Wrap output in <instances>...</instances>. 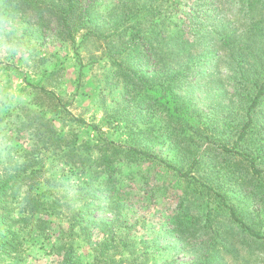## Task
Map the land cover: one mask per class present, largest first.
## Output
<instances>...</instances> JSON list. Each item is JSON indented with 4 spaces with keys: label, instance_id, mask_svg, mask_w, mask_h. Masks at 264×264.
<instances>
[{
    "label": "rangeland",
    "instance_id": "374dc122",
    "mask_svg": "<svg viewBox=\"0 0 264 264\" xmlns=\"http://www.w3.org/2000/svg\"><path fill=\"white\" fill-rule=\"evenodd\" d=\"M3 1L0 170L13 171L9 176L21 182L15 185L17 193L11 188L0 191V264H61L57 251H64L65 243L74 247L77 264L194 261L185 255V238L178 230L180 221L186 220L181 204L195 201L198 194L188 195V183L157 162L119 157L114 162L120 168L118 192L104 194L93 215L109 221L113 233L104 237L96 232L90 239L77 232L71 235L66 215L82 207L77 195L81 185L89 183L88 172L79 167L80 158L93 161L102 153L88 152L89 144L98 142L94 127L118 144L147 150L184 171L201 157V162L229 179L215 175L217 183L231 186L234 179L237 189L250 181L235 193L236 198L229 196V204L239 213L246 212L250 226L264 235V178L253 177L247 161L210 147L223 141L233 149L244 137L237 150L247 152L264 171V95L252 112V122L248 117L264 79V7L246 13L241 0H230L232 4L227 8L224 4L218 12L215 8L224 0H149L150 6L143 4L145 0H98L95 22L106 31L118 27V33L108 32L106 40L88 43L83 31L73 44L31 9L6 14ZM198 3L202 6L195 10ZM139 6L142 11L128 19ZM9 9L18 10L15 4ZM221 23L230 36L225 45L214 38L222 32ZM139 30L142 35L150 32L157 55L142 50L126 60L116 49L111 51V46L133 34L134 47L138 46ZM178 33L182 36L177 40H162ZM182 45L189 56L173 60L161 54L178 51ZM107 155L112 157V152ZM220 184L213 185L217 192ZM41 192L46 207L32 212L29 203ZM58 198L67 206L56 213L64 216L41 215L55 213L46 202ZM192 206L190 216L205 215L210 209L216 229H230L239 237L231 243L235 258L256 255L264 264V242L233 223L220 202L201 199ZM192 247L195 253H204L199 244ZM220 257L234 263L229 255Z\"/></svg>",
    "mask_w": 264,
    "mask_h": 264
},
{
    "label": "trees",
    "instance_id": "16d2710c",
    "mask_svg": "<svg viewBox=\"0 0 264 264\" xmlns=\"http://www.w3.org/2000/svg\"><path fill=\"white\" fill-rule=\"evenodd\" d=\"M97 1L98 0H17L16 3H13V0H4L3 3L5 5V11H7L6 14L8 15H17L21 11L25 13V11L29 9L33 10L38 16H41L45 21H47L49 25H55L59 30V34H61L64 40L76 44V37L79 36L83 31H85V33L83 34V40L87 41L88 43H92V40H94L95 38L101 39L102 37L107 36L108 32H112V35L118 33V27L107 29L106 31L105 28L102 29V27H99V25L95 22V19H97L98 17L95 13L97 9ZM241 1V4L243 5L244 11H246V13H254L260 5L262 6V8L264 7V0ZM13 4H15L18 8L17 12H13L9 9V7L13 6ZM143 4L145 6L151 5V3H149V0H145V2L143 1ZM224 4L225 6L228 4H232V1L224 0L218 3L217 9L215 8V11L220 12V9L224 8ZM141 6L137 7L136 9L134 7H130L131 10L135 9V13L134 15H132L134 11H130L128 14H130L131 12L132 13L128 17V19L134 17L136 14L142 11ZM200 6H202V3L195 4L194 9L199 10ZM227 7L228 6H226L225 8ZM3 16H5L4 13L0 14V23L3 22L1 19ZM6 19H9V16ZM261 19H264V17H262ZM221 27L222 32L217 33V37L214 38L215 41L219 40L223 45H225L230 36H227L228 33H226V30L225 28H223L222 23ZM138 32L140 34V37L142 38L141 42H139L138 40V46L134 47V45L136 44V38L135 34H133V38L127 41H120L117 43V45L111 46V51L116 49L119 56L122 58L125 57L126 60H129L130 57L135 53H141L142 50H147V53H149V55L151 56L157 55V53H154L156 48L154 45V41L151 40L150 32L146 31L147 34L145 35H142L140 30ZM161 34L162 33L159 32V35L157 36V38L160 40ZM9 36L10 35L4 34V37L8 38ZM181 36L182 34L178 33L176 35L164 37L162 40L172 42L173 40H177ZM104 39L106 40V37H104ZM161 54H169V59L180 60L182 57L179 56H189L190 51H186L185 46L182 45L178 47V51H166V53ZM218 62H220V60ZM121 65L122 62L119 63L118 67L122 68ZM126 65L122 69L124 75L127 74ZM178 66H180V64ZM263 95L264 79L260 81L258 85L257 95L248 111V117L251 122L252 112H254L259 106L260 98ZM77 122L87 125V122L83 119H77ZM249 127L250 124H247L244 129L245 136ZM94 128L97 133L98 142L94 145L89 144L88 152L90 154H93V151L99 150L102 153H99V155L94 157L93 161H88L85 157L80 158L81 160L79 162V167L84 173L86 171L88 172L89 183H87L86 185L85 183H83L77 195L80 200L79 203L82 207L79 210H75L66 215L67 221L70 223L71 235H74L77 232L78 235L90 239L95 236L96 232H98V235L100 234L104 237L113 233V230L110 229V226H108L109 221L99 220L96 217H93V215L98 212V205H100V203H102V201L104 200V194H116L118 192L117 190L119 180L117 179L116 171H118V169L120 168L117 167L114 162L119 157H122L123 159L143 160L163 164L171 171L175 172L179 178L184 179L188 183V188L191 189V192H189L188 195L192 193L198 194V197L195 201H187L186 204H181V208L183 206V211L181 214L184 218H186V220L180 221L181 223L179 224L178 230L180 236L185 238L184 241H182L184 245L185 255H188L189 257L194 259V261H191L190 264H227L225 262L226 258L220 257L221 254L223 256H231V259L234 262L233 264H260V262L263 261V258L256 255L243 254L239 255L242 258H235V256H233L234 246H232L231 243L237 242L239 240V237L234 234L231 235L230 229H216L217 222L214 218L215 215L213 211H210V209H208L205 215L203 214L190 216L189 214L194 203L200 201L201 199L210 200L211 198H214V200L220 202L225 210L228 211L230 220L233 223H235L238 227H241V229L246 231L250 236L256 239V241L262 240L264 242V235L260 232H255V229L250 226L247 219V213H239L237 207H235L233 204H229V196L232 198H236L235 193L242 192L241 187L245 186V184L250 185V181L245 178L247 181L241 182V186L237 187V189L233 188L235 184L234 179H232L233 183L231 186L220 184V182L217 183L215 182L217 178L215 175L219 174L215 172L212 166L210 167L209 165L201 162V157H195L193 162L189 165L188 169L184 171V168H181L176 164L168 163L166 160L159 158L157 155L147 150L138 149L135 147H126L123 144H118L115 141L110 140L101 128ZM241 140H244V137L238 139L237 144L233 149L228 148L226 143L223 141L211 143L210 147L215 148L219 154L223 153L228 156H232V159H239V161L242 163L244 161H247L250 166L246 168H250L249 171L251 172L252 176L256 178H264V171L258 170L257 165L252 160V158L248 156L247 152H241L237 150L239 146L238 144H240ZM107 151L112 152V157H109L107 155ZM104 165H106V167L103 169ZM209 168L211 169L208 170ZM10 173L13 175V171H8L7 169L0 170V191L3 192L4 190H6L7 192L11 188L13 189L14 193H17L18 189H16L15 185L21 182V179H17V177H13L11 175L9 176ZM222 177L225 178L224 176L219 175V179ZM225 180L228 181L229 179L225 178ZM214 184H220V192H217L214 189ZM44 195L45 193L41 192L37 195V197H32L29 203V207L32 212L34 210L41 212L42 209L46 207L41 201ZM111 197L112 195L107 196L106 199ZM46 204L48 207L54 209L55 213H41V215L50 214L52 216H57L58 218L60 216L62 217V215L64 216L63 213H56L61 212L58 210L59 208L67 206L62 202V198L53 199L50 201V203L46 202ZM111 204L112 209H114V201ZM43 220L44 219H39V221L45 223ZM18 222L19 220L13 221L14 224H17ZM192 230L194 232H192ZM201 233L202 235H200ZM207 236H211V238L205 240V237ZM196 244H199L201 249H204V253H202L201 251H198L196 253L194 252L192 245ZM65 245L66 246L64 247V251H62L61 248L57 251L58 255L62 258L61 264H77L78 258L77 254L74 252V247L71 244L65 243Z\"/></svg>",
    "mask_w": 264,
    "mask_h": 264
}]
</instances>
